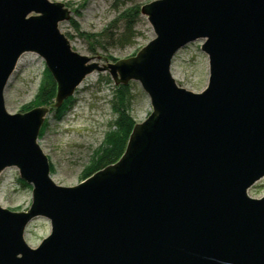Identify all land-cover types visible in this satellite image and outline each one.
I'll return each instance as SVG.
<instances>
[{"label": "water", "instance_id": "water-1", "mask_svg": "<svg viewBox=\"0 0 264 264\" xmlns=\"http://www.w3.org/2000/svg\"><path fill=\"white\" fill-rule=\"evenodd\" d=\"M156 38L137 57L101 67L74 51L60 2L0 0V172L18 166L34 185L31 208L0 205V264H264V0H156L144 7ZM204 38L210 79L177 84L175 53ZM41 54L57 100L109 68L139 80L155 110L121 158L75 186L56 184L38 144L46 107L10 113L4 90L18 59ZM38 216L52 231L24 238Z\"/></svg>", "mask_w": 264, "mask_h": 264}, {"label": "rangeland", "instance_id": "rangeland-1", "mask_svg": "<svg viewBox=\"0 0 264 264\" xmlns=\"http://www.w3.org/2000/svg\"><path fill=\"white\" fill-rule=\"evenodd\" d=\"M50 1L62 3L68 11L69 18L60 21L58 27L72 49L101 67L137 57L157 36L144 9L156 0ZM205 42L201 38L188 43L172 59L171 74L175 81L194 92L203 91L209 84L210 58L203 48ZM46 67L45 58L35 51L20 56L4 90L5 107L10 113L27 112L25 108L38 94ZM125 80L113 75L109 68L95 69L72 91L73 105L61 119L55 107H46L43 124L47 125L43 135L39 132L37 142L49 158L50 175L56 184L75 186L86 179L85 173L99 155L107 134L115 129L118 113L114 102L119 84L124 82L131 87L128 112L135 126L143 124L155 110L142 83L133 78ZM248 194L253 198L264 196V177L248 189ZM33 197L34 185L23 178L18 166H8L0 172L2 207L27 211ZM51 231V221L38 216L27 225L24 238L28 245L37 247Z\"/></svg>", "mask_w": 264, "mask_h": 264}, {"label": "trees", "instance_id": "trees-1", "mask_svg": "<svg viewBox=\"0 0 264 264\" xmlns=\"http://www.w3.org/2000/svg\"><path fill=\"white\" fill-rule=\"evenodd\" d=\"M73 23L76 29H79L77 23L75 21ZM130 88V85L124 82L118 85L114 102V109L118 113V117L113 124L115 129L107 134L105 144L100 149L93 165L86 171L85 178L90 177L105 166L117 162L127 149L136 124L128 112ZM57 94L58 82L49 68L46 67L45 76L38 94L29 106L25 108V111L38 106L51 107V109L55 107L57 117L61 119L67 110L72 107L73 100L71 96H68L61 102H57ZM46 125L44 123L41 127L40 135H43Z\"/></svg>", "mask_w": 264, "mask_h": 264}]
</instances>
